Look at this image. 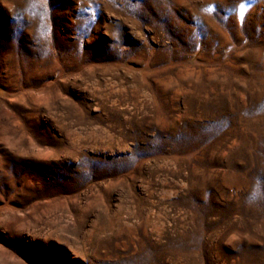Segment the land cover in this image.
Masks as SVG:
<instances>
[{
	"label": "rangeland",
	"instance_id": "rangeland-1",
	"mask_svg": "<svg viewBox=\"0 0 264 264\" xmlns=\"http://www.w3.org/2000/svg\"><path fill=\"white\" fill-rule=\"evenodd\" d=\"M0 264H264V0H0Z\"/></svg>",
	"mask_w": 264,
	"mask_h": 264
}]
</instances>
